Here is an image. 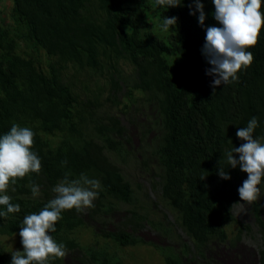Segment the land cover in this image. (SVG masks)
<instances>
[{"label": "trees", "instance_id": "1", "mask_svg": "<svg viewBox=\"0 0 264 264\" xmlns=\"http://www.w3.org/2000/svg\"><path fill=\"white\" fill-rule=\"evenodd\" d=\"M10 3L5 17L0 15V134L13 123L30 127L41 171L10 186L8 195L20 211L0 218V234L19 233L24 216L38 213L54 198L52 188L66 173L70 179L85 173L100 181L99 196L94 207L62 212L52 236L65 245L66 255L51 264H116L112 247L145 242L127 227L141 224L140 209L146 213L150 208L136 193L139 182L134 187L111 158L125 161L135 152L141 156L135 157L137 163L153 170L152 188L172 206L190 242H181L176 250L151 243L165 264H212L210 251L220 244L232 248L241 230L249 228L231 211L247 174L228 166L224 154L243 143L236 132L253 116L259 121L254 135L264 137V25L249 49L250 66L238 73V81L213 89V77L206 75L211 65L202 52L206 28L219 26L211 0H201L203 26L198 13L189 14L195 11L193 0L168 9L156 7L154 0ZM172 16L176 26L162 30L163 17ZM124 63L133 67L131 78L124 76ZM99 77L109 87L111 103L140 111L149 120L141 124L143 143L135 150L127 148L131 138L118 117L100 114L94 103L101 93L95 81ZM153 130L156 135L148 140ZM219 168L230 178H221ZM31 183L40 186L39 196L33 197ZM121 202L131 205L130 215L118 216L116 227L104 228V216L111 220ZM263 202L264 189L251 202L261 230L259 264H264ZM155 222L151 225L170 233L162 221ZM231 223L240 225L235 235L226 229ZM84 227L94 234L90 242L79 239ZM12 253L0 245V264H10Z\"/></svg>", "mask_w": 264, "mask_h": 264}, {"label": "clouds", "instance_id": "2", "mask_svg": "<svg viewBox=\"0 0 264 264\" xmlns=\"http://www.w3.org/2000/svg\"><path fill=\"white\" fill-rule=\"evenodd\" d=\"M193 2L195 11L193 12L190 10L189 14L194 15L198 13V24L203 26L205 21L204 5L201 3V0H193ZM211 3L214 5V12L212 13L213 18L218 22L219 26H209L206 28L202 52L207 63L211 65L210 68L206 69V75L213 77L211 85L213 89H215L216 86L221 84L224 86L238 81V73L246 69L252 63L253 56L249 49L256 44L262 25H264V10H262L264 0H211ZM154 4L158 8L168 9L169 7L174 8L181 6L182 0H154ZM176 20L177 18L175 16L170 18L163 17V23L160 25L161 29L167 31L170 26H176ZM99 113L116 115L114 113L104 112L101 108H99ZM116 117L118 116L116 115ZM118 119L120 123L126 127L125 135L131 138L126 132L128 126L123 123L119 117ZM148 122L149 120L145 118L144 114L140 113V111L135 112L132 110L131 125L137 127V135L138 131L142 129L141 124L146 123L147 125ZM258 127L259 121L257 117H251L247 121L246 126L238 128L236 132V136L240 138L243 143L240 144L239 147L232 146L224 154L228 166L231 168L239 166L240 170L247 174V178L243 180L241 186L237 189L239 196H236L237 200L233 203L240 200L243 202L246 201L255 224H257V222L251 211V202L257 201L261 197L262 189H264V137L254 135ZM152 132L155 131L153 130L149 134ZM154 135H156V132ZM154 135L151 136L154 137ZM33 137L34 132L30 127L20 126L16 123H13L6 133L0 134V218L20 211V205L18 203H12V198L8 195L10 186L15 185L18 178L22 179L26 176H30L32 173L39 174L41 171L40 157L32 149ZM127 145L131 146V139L126 143V146ZM127 148L130 149L128 146ZM131 148L135 150L133 145ZM233 153L238 154V158H234ZM132 154H135V152ZM115 157L116 156H111L113 161ZM117 157L120 161V157L118 155ZM127 158L125 160H127ZM64 163H66V161L62 162V164ZM218 174L223 179L230 178L228 173L224 171V168H219ZM69 176L70 174L66 173L64 178L52 188V191L56 195L54 198L50 199L38 213L34 212L24 216L19 231L23 251H13L10 264H51L52 261L62 259L66 255L65 245L62 242L58 243L52 236V233L56 231V222L62 218V212L64 210L75 209L76 212H82L86 208L94 207L93 201L99 196V191L102 187L98 179L90 178L85 173H81L79 177L75 179H70ZM30 190L33 197L40 195V186L38 184L31 183ZM157 201L168 208L167 212H172V220L168 218L167 212L162 213L161 219H157L162 221L164 227L170 228V233L164 234V232H162L164 229L157 227L156 224L151 225V222L156 223L155 221L157 220H152L150 218L152 214H150L149 217L148 213L143 211H140V214L144 216L141 224L133 227L128 225L127 230L133 229L135 234H137L136 227L142 226V222L148 221L152 228L161 233L164 237L180 242V245L183 241L188 243L189 239L182 225L179 224V219L177 218L176 220V213L172 209V206L167 200L163 201L159 193L158 198L155 199V205L158 203ZM233 203L231 205L232 213ZM262 207L264 208V202ZM149 212L154 213L155 210L150 208ZM127 213V215H130L128 211ZM114 215L124 217L126 214L123 215L121 212L115 211L112 218ZM233 215L237 220L249 226L248 229L241 230L240 238L236 242V244L240 242L245 243L242 240V232H250L251 226L249 223L242 221L234 213ZM262 217L264 219V214ZM106 218L107 217L104 216V219ZM233 225L236 226V234L240 225ZM257 226L260 228L258 224ZM259 228L260 238L257 241V247L245 243L254 251L250 264H259V255L257 252L259 247L262 246L261 230ZM184 237L188 241L184 240ZM144 243H148V245L149 243L170 245L173 247L171 243H157L150 242V240ZM234 246L229 248L220 244L216 248V251L214 249L209 253L212 256L214 252L226 255L228 251L234 249ZM153 248L156 250L154 246ZM174 249L176 250V248ZM214 259L215 262L212 264H226L224 262L219 263L215 257Z\"/></svg>", "mask_w": 264, "mask_h": 264}, {"label": "rangeland", "instance_id": "3", "mask_svg": "<svg viewBox=\"0 0 264 264\" xmlns=\"http://www.w3.org/2000/svg\"><path fill=\"white\" fill-rule=\"evenodd\" d=\"M10 0H0V15L5 17L6 13L9 11L10 7ZM22 46V44L20 43ZM32 45L31 43H27V46L30 47ZM33 46V45H32ZM41 51V50H40ZM41 55H44V52H40ZM122 69L124 76L130 77L133 71V67L127 63L122 64ZM131 78V77H130ZM95 81L98 83V85L101 87L100 88V95L96 98L98 102L94 103L98 105V107L101 108V110H104V112H110L116 114L123 123H125L128 126V130L126 131L127 134L131 136V146L127 145L130 149L132 145L134 148H137L141 143H143V140H141L137 133H136V128L134 125H131V117H132V110L126 111L125 108H123L120 104H114L110 102L109 96V87L107 86L105 80L103 77L95 78ZM124 86V85H123ZM97 87V86H96ZM94 87V88H96ZM124 93V87L120 92L118 93L119 97L122 100ZM152 110H148V113L151 114ZM143 118V117H142ZM155 132H152L151 134L148 135V140L151 139V135H154ZM134 156L136 158H140L141 156L138 153H135ZM135 157L129 156L127 160L119 161V158L116 156L114 158L115 161L124 177L129 180L131 183L134 182H139L140 184V189L136 188V193L139 197V199H143V203L146 204V206L149 208H153L155 210L154 213H150L149 209L147 211L148 216L152 214V217H150L152 220H157L161 219V215L164 212H167L168 208L162 204L158 203L155 205V199L158 198V192L155 191L152 188V182L151 179L152 177H155L153 170L148 171L146 168L143 166H140L137 163V160ZM162 204V205H161ZM118 209H115L117 212H121L122 214H128L127 211L129 208H131V205L129 204H124V203H119L117 206ZM114 211V212H115ZM140 211H145L142 208ZM233 213L239 217L242 221L247 222L251 226V230L249 231H243L242 232V240L254 247H257V241L260 238V233L258 230L257 224L253 222V218L251 216V213L248 208V203L245 201H237L233 203ZM168 218L173 219L172 212H167ZM102 219V218H101ZM106 225L103 227L105 228L106 226L110 229L116 227L115 224H117L118 216L114 215L111 220L107 217L106 219ZM104 220V221H105ZM109 220V222H108ZM101 221V220H100ZM95 225H100L101 223L98 222V220L94 221ZM142 226L136 227V233L139 234L144 238L146 242L150 240V242H163V243H171L173 248H180V242L170 240L168 237H164L161 233L155 231L150 223L148 221L142 222ZM128 229V228H127ZM227 231L229 232L230 235H234L236 232V226L233 225L232 223L229 224L227 227ZM79 239L85 243V242H90L94 239V234L92 235L91 229L88 227L81 228L79 231ZM184 240L188 241L185 237L183 238ZM245 243L240 242L234 246V249L231 250L229 253L226 255H222L218 252H214L213 256L218 260V262H224L226 264H250L251 259H252V254H251V249L249 246H247ZM0 245L4 246L6 249L9 251H20L23 249V246L21 244V237L19 236V233L15 232L13 234H0ZM112 251L115 252V257L117 258L116 264H165L163 261L162 256L153 248L151 243H139L136 245H128V246H122L120 248L114 249L113 247L111 248ZM66 261H68L66 259ZM255 264V263H254Z\"/></svg>", "mask_w": 264, "mask_h": 264}]
</instances>
